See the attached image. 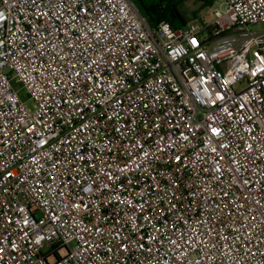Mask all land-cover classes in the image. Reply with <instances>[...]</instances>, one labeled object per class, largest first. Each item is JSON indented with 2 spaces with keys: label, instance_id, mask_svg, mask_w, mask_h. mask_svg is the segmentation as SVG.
I'll return each instance as SVG.
<instances>
[{
  "label": "built area",
  "instance_id": "obj_1",
  "mask_svg": "<svg viewBox=\"0 0 264 264\" xmlns=\"http://www.w3.org/2000/svg\"><path fill=\"white\" fill-rule=\"evenodd\" d=\"M224 3L0 0V264H264V0Z\"/></svg>",
  "mask_w": 264,
  "mask_h": 264
},
{
  "label": "trees",
  "instance_id": "obj_2",
  "mask_svg": "<svg viewBox=\"0 0 264 264\" xmlns=\"http://www.w3.org/2000/svg\"><path fill=\"white\" fill-rule=\"evenodd\" d=\"M147 18L148 23L153 26L160 22H167L170 27L177 28L185 24L178 7L182 0H129ZM201 8H210L213 0H200ZM196 15L194 12L193 16ZM194 19H197L194 17Z\"/></svg>",
  "mask_w": 264,
  "mask_h": 264
},
{
  "label": "rangeland",
  "instance_id": "obj_3",
  "mask_svg": "<svg viewBox=\"0 0 264 264\" xmlns=\"http://www.w3.org/2000/svg\"><path fill=\"white\" fill-rule=\"evenodd\" d=\"M202 2L200 0H182L178 9L184 18L185 22H190L194 20H199L202 23H210L212 19V12L214 10H219L224 13L226 6L224 0H213V5L208 8H201ZM194 12L196 15L193 16ZM197 18V19H194ZM252 30H264V25L250 26ZM18 96L20 100L24 103L25 107L32 111L34 109V103L27 98L26 92L23 89L18 90ZM65 251L63 250L62 253Z\"/></svg>",
  "mask_w": 264,
  "mask_h": 264
}]
</instances>
